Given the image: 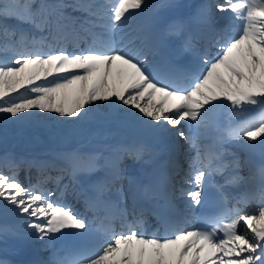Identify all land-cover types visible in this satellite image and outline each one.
<instances>
[{
  "label": "snow or ice",
  "instance_id": "obj_1",
  "mask_svg": "<svg viewBox=\"0 0 264 264\" xmlns=\"http://www.w3.org/2000/svg\"><path fill=\"white\" fill-rule=\"evenodd\" d=\"M148 7L147 0H0V122H118L171 144L166 170L148 184L124 167L147 147L103 143L99 133L95 144L89 137L49 160L4 157L10 174L0 172V210L17 224H0V240L40 241L37 251L49 252L28 264H264V0H219L215 10L227 22L219 28L204 4L162 28L126 32L132 14ZM165 50L170 55L157 61ZM185 146L182 168L176 157ZM21 167L58 175L25 186ZM81 176L87 190H73L92 219L64 200ZM49 181L56 189L44 187ZM236 187L243 191L233 195ZM206 188L215 190L218 211L199 218L204 227H186L207 204ZM140 200L152 205L151 231Z\"/></svg>",
  "mask_w": 264,
  "mask_h": 264
},
{
  "label": "bare ground",
  "instance_id": "obj_2",
  "mask_svg": "<svg viewBox=\"0 0 264 264\" xmlns=\"http://www.w3.org/2000/svg\"><path fill=\"white\" fill-rule=\"evenodd\" d=\"M147 2L150 5V7L146 8L143 12H139V11L134 12L132 14L131 19H129L126 22V27H125L126 32H129V33L134 35L141 30H147L153 24H155L158 27V25L161 24L163 21H166L165 24H167L171 20L179 19V17L181 16L180 14L184 11V6L188 5L190 0H180V1L147 0ZM192 3L193 2L191 1V4ZM166 5H175V6L174 7H167ZM149 15L151 16V20H147V17ZM221 15L222 14L219 13V16H221ZM213 23H214V20H213ZM213 23H212V25H213ZM225 23H227V22L224 20H220L218 18L215 21V27L219 28ZM165 24H163V26ZM24 27H27V26H24ZM51 123L52 122H47V123L44 122L43 124L45 125V124H51ZM64 125H65L64 126L65 129H70V128H71V130L74 129L73 125H69V124H64ZM75 129H78V132L80 133L79 136L83 139H87L89 137H96V134L99 133L100 137L105 136V135L107 137L106 140L101 141L103 143L125 144V145L144 144L148 149V151L145 152L144 156H148L152 161H154L153 164L155 166L157 165V167H160L158 164V161H157V158H159L158 156L160 155V153H163L166 151V149H167L166 146L170 145V141L167 139H156V138L148 135L146 132H144V131H142V130H140V129L132 126V125L121 124L118 122H112V123H110L106 126H103V127H99L97 125L85 122V123L79 125L78 127H76ZM220 135H221L220 132L214 133L215 137H219ZM98 139H99V137H96V139H94V141H93V144H95ZM203 143H205V144L212 143V140L205 139L203 141ZM83 144H84V142H83ZM181 144H183V141H181ZM79 145H82V144H79ZM79 145H76L75 147H77ZM225 147L229 148L232 151L240 152L242 157L247 155L246 153L240 151V149H238L235 145H225ZM68 148L69 147L66 146V148H60V150L53 149L49 153L51 155L50 157L52 158L54 153L61 152L64 149H68ZM155 148L162 149L163 151L158 153ZM185 149H186V146H185V148L180 150V153L181 154L184 153ZM21 158H23V156ZM34 159L46 160L47 156H44V157L43 156L42 157L37 156ZM252 159L256 163H259L258 161L261 160V156H260V153L258 150L252 154ZM131 163L135 164V161L130 157H126L124 160V167L126 168V167L130 166ZM163 166H162V168H163ZM0 168L5 169V170H10L8 167L4 166V157H0ZM21 168H22V171H24V172L30 171L29 172L30 183H35L37 181V179H43L47 176H52V173H54V170L53 171L44 170L42 172H38L37 169H35V168H32L30 170H28L25 167H21ZM81 178H82V176H81ZM48 183H51V181H49ZM48 183H46V184H48ZM9 207H11V206H9ZM72 207L76 210V208L74 206H72ZM254 207H255V204H252V206L248 210L252 211ZM0 215L2 216L1 220L5 219V220H8L9 223L12 222V223L17 224V221L15 220V217L12 214H8L6 216L3 214L2 210H0ZM31 248H32V246L30 245V246H28V248L24 249L26 251H23V252L15 251V255H10V256H7L6 258L11 259V261L15 260L16 264H28V262L31 259H33L34 256H38L40 258H43L42 254H40V252H38L34 249H31ZM42 253L43 254L47 253L45 255V257L48 258L49 252L43 251ZM21 261H22V263H21ZM12 264H15V263L12 262Z\"/></svg>",
  "mask_w": 264,
  "mask_h": 264
},
{
  "label": "rangeland",
  "instance_id": "obj_3",
  "mask_svg": "<svg viewBox=\"0 0 264 264\" xmlns=\"http://www.w3.org/2000/svg\"><path fill=\"white\" fill-rule=\"evenodd\" d=\"M10 22L14 23V21ZM39 115L44 117L49 114L40 113ZM43 123L36 119L25 123L0 122V150L4 151L7 156L18 157L17 159L21 158L23 154L30 156L29 159H33L36 158V154L44 157L45 155L42 154L50 153L53 149L60 150V147L68 146L69 148L64 150H71L86 140L79 136L78 129H65V125L54 123L44 125ZM2 204L3 202L0 201V205ZM1 217L0 215V219ZM1 223L3 221L0 220ZM8 225L15 226L16 223ZM32 243V241H27L21 246L19 241L12 238H8L6 242L0 240V255L3 257L14 255L15 251L27 248Z\"/></svg>",
  "mask_w": 264,
  "mask_h": 264
}]
</instances>
